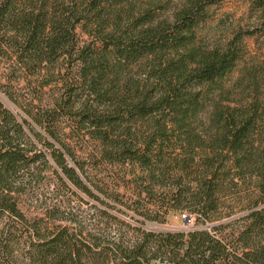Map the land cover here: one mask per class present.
Returning <instances> with one entry per match:
<instances>
[{
    "label": "trees",
    "instance_id": "16d2710c",
    "mask_svg": "<svg viewBox=\"0 0 264 264\" xmlns=\"http://www.w3.org/2000/svg\"><path fill=\"white\" fill-rule=\"evenodd\" d=\"M224 1L0 0V264H264V0L208 46Z\"/></svg>",
    "mask_w": 264,
    "mask_h": 264
},
{
    "label": "rangeland",
    "instance_id": "374dc122",
    "mask_svg": "<svg viewBox=\"0 0 264 264\" xmlns=\"http://www.w3.org/2000/svg\"><path fill=\"white\" fill-rule=\"evenodd\" d=\"M181 1L182 0H161L165 8H168V11H158L157 14L160 17H170L172 10L179 5ZM246 22H248V8L245 3L242 0H225L220 5L209 9L208 19L204 23H201L197 28V39L208 46H213L215 43L219 42L224 44L223 42L227 41L234 26L238 23L244 26ZM79 34L83 40H87L86 35H82L80 30ZM246 52L247 57H253L260 54L264 55V38L256 36L246 40ZM242 66L243 65H239L238 68L225 79V88L229 89L233 82L239 77V71ZM70 135L73 140L72 144L75 148L80 150L82 146H86L82 139H80L81 137L78 130L75 129ZM131 170L130 166H126L117 171V184L122 188L120 190L124 194L126 190L123 188L133 177ZM125 197H129V194L126 193ZM112 211L116 212L115 210ZM118 214H120L125 220H132V212L125 210ZM182 215L183 214L171 213L165 224L148 222L145 227L155 231H189L198 228L194 214L187 213L185 221L183 220Z\"/></svg>",
    "mask_w": 264,
    "mask_h": 264
},
{
    "label": "built area",
    "instance_id": "2783aa9c",
    "mask_svg": "<svg viewBox=\"0 0 264 264\" xmlns=\"http://www.w3.org/2000/svg\"><path fill=\"white\" fill-rule=\"evenodd\" d=\"M185 217H186V216H183V217H182L184 221H185V219H186Z\"/></svg>",
    "mask_w": 264,
    "mask_h": 264
}]
</instances>
